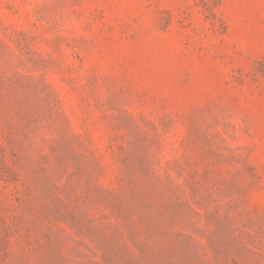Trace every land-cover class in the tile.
<instances>
[{"label":"rangeland","instance_id":"rangeland-1","mask_svg":"<svg viewBox=\"0 0 264 264\" xmlns=\"http://www.w3.org/2000/svg\"><path fill=\"white\" fill-rule=\"evenodd\" d=\"M0 264H264V0H0Z\"/></svg>","mask_w":264,"mask_h":264}]
</instances>
